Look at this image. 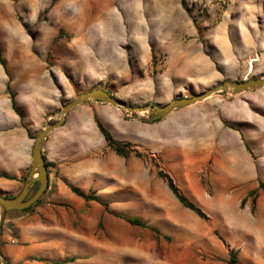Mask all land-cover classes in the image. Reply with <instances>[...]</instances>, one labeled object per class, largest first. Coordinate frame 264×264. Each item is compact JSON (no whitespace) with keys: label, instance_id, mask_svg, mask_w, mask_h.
Segmentation results:
<instances>
[{"label":"rangeland","instance_id":"1","mask_svg":"<svg viewBox=\"0 0 264 264\" xmlns=\"http://www.w3.org/2000/svg\"><path fill=\"white\" fill-rule=\"evenodd\" d=\"M245 1L0 0V44L12 74L41 63L54 75L49 69L63 58L64 65L82 69L83 46L97 40L106 54L105 78L98 87L131 106L165 104L225 79L264 76V36L257 44L261 35L253 29L259 23L255 20L252 27ZM191 29L196 36L189 35ZM174 33L185 35L172 38ZM222 34L229 49L219 39ZM62 69L73 81L77 74ZM80 92L75 87L61 108ZM100 102L86 101L56 130L66 138L55 150L61 161L53 171L55 183L30 211L39 213L49 205L62 212L57 222L41 214L39 225L49 227L53 238H67L66 257H75L71 264H228L229 248L237 250L241 264H264V190L259 184L264 182V86L219 91L156 120ZM61 108L33 123L32 134L36 137L57 120ZM96 118L146 157L117 154ZM160 169L207 219L177 200L158 175ZM69 185L92 193L106 207L77 195ZM11 190L0 187V194ZM24 212L7 211L3 229L17 234L14 220ZM123 216H138L162 235ZM232 224L246 227L239 248L226 240V226ZM0 250L7 258L1 241ZM59 259L11 263L7 258L10 264H55Z\"/></svg>","mask_w":264,"mask_h":264},{"label":"crops","instance_id":"2","mask_svg":"<svg viewBox=\"0 0 264 264\" xmlns=\"http://www.w3.org/2000/svg\"><path fill=\"white\" fill-rule=\"evenodd\" d=\"M245 2L248 3V10L253 14L250 17L252 27H254L255 20L259 23L258 28L254 27L257 30L253 29V34L261 35L257 43L261 44L260 40L264 36V0H247ZM254 2L257 5L250 4ZM184 35L174 33L171 34V37L177 38ZM189 35L196 36V30L191 29ZM165 38L170 39L169 33ZM219 39L224 41L225 49H229L223 34ZM96 41L93 40L89 45L83 46L84 51L78 59L82 66L79 71L71 69V65H64L65 61H62L65 58H63L53 69H49L50 72L55 73L54 75L47 73L45 66L43 67L41 63H37L34 66L24 67L23 70L20 68L18 74L11 73L12 78L10 79L5 67L0 63V172H7L13 176V178H9L0 174V187L12 189L9 193H15L23 187L24 176L26 173L28 175L32 168L34 139L29 135L32 124L40 120L42 116L52 115L56 109L61 108L63 99L70 92H73L75 87L87 91L98 87L105 78V47L99 45ZM262 43H264V38ZM109 47L114 49L112 46ZM70 54L74 55V52ZM25 56L26 53H21V57ZM69 62L71 64L73 61ZM63 67L72 74H77L76 76L73 75V81L65 76ZM8 83L16 93V100L22 118L12 107L11 96L7 90ZM96 101L98 103L99 100ZM85 103L86 101L70 110V112ZM63 126L64 124L57 129ZM57 129L49 134L42 146L46 161L56 163V167H52V172L49 173V187L46 193L52 189L53 171H56L61 163L55 154V150L60 146L61 141L66 138L63 130L56 133ZM55 178H59V176L55 175ZM40 211L39 213L25 211L15 218L14 222L18 227L15 235L11 233L10 229H3L0 241L3 243V251L11 263L36 260V257L62 259L68 256L67 238L65 236L53 238L49 227L42 228L39 225L41 214L45 213L50 221L57 222L61 219L62 212H55L49 205L42 206ZM226 227L228 230L226 240L232 247L239 248V243L246 239V227L242 224H232ZM71 263L72 261L63 264Z\"/></svg>","mask_w":264,"mask_h":264},{"label":"water","instance_id":"3","mask_svg":"<svg viewBox=\"0 0 264 264\" xmlns=\"http://www.w3.org/2000/svg\"><path fill=\"white\" fill-rule=\"evenodd\" d=\"M262 86H264V76L240 80L225 79L201 93H194L191 96H177L165 104L146 103L140 106L128 105L125 103V101L102 87H95L90 90L80 92L75 99L68 102L61 108L59 118L53 122L47 123L46 126L40 130L35 137L32 146V168L25 178L21 191L12 197H6L3 194H0V236L2 235L3 221L5 220L6 212L11 209H24L32 205L45 193L49 187V173L46 165V158L42 151L43 143L53 130L64 124L70 110L79 104L90 99H95L118 107L124 113L127 111L147 113V116L137 114L136 117L141 119L156 120L176 108L202 101L219 91L226 90L237 93L255 90L261 88ZM35 181L39 182V187L34 193L29 195L31 186ZM0 260L2 264H8V260L3 255L1 250Z\"/></svg>","mask_w":264,"mask_h":264},{"label":"trees","instance_id":"4","mask_svg":"<svg viewBox=\"0 0 264 264\" xmlns=\"http://www.w3.org/2000/svg\"><path fill=\"white\" fill-rule=\"evenodd\" d=\"M0 63L5 67V70H6L7 74H8V76H9V78L11 79L12 78V74H11L9 68L7 67L5 58L3 56V50H2L1 44H0ZM7 90L9 91L10 96H11L13 109L22 118L21 110H20V108H19V106L17 104V100H16V93L10 88L9 83L7 85ZM109 92L112 93L111 91H109ZM96 122H97V126H98L100 132L102 133V135L104 136L105 140L107 141L108 146L111 147L117 154L122 155V156H126V157H128V156H130L132 154H134L137 157H146V155L143 152L139 151L136 148H133L132 147V144L130 142H124V141H120V140L116 139L112 135V133L104 126V124L98 118H96ZM29 135L31 137H35L34 134H32L30 131H29ZM46 165H47V168H48V173L52 172V170H51L52 167H56V163H54V162L46 161ZM157 173H158V175L161 178H163L166 181L169 189L172 191V193L174 194V196L177 198V200L184 207H186V208L190 209L191 211L195 212L201 218H205V219L208 218L207 214L203 211V209L201 207H199L198 205H196V203H194L179 188V186L174 181L173 177L168 172L160 169V170H158ZM0 174L3 175V176H5V177L13 178V176H11L10 174H8L7 172H0ZM26 175H27V173L25 174L24 178H26ZM259 184H260V187H262L263 190H264V182L263 181H260ZM69 186H70L71 190L74 193H76L77 195L82 196L86 200L95 199V200L103 203L97 196H93L92 193L85 194L78 187L73 186V185H69ZM38 187H39V182L38 181H35L33 183V185L31 186V190H30V194L29 195H31L32 193H34L38 189ZM20 191L21 190L16 191L15 193H13V192H11V193H5L3 195L6 196V197H12V196L17 195ZM42 196L36 202H34L32 205H30V206L22 209V211H26V212L27 211H33L34 210V207L40 203V201L42 199ZM243 202H244V199H243ZM103 204L106 207V204L105 203H103ZM11 210H13V209H11ZM123 218L126 219L132 225H137V226H140V227H150L158 235H162V232H161V230L158 227L149 225L146 220H143L142 218H140L138 216H123ZM4 223H5V220L3 221V226H4ZM164 237L166 239H170V237L168 235H165ZM227 246L229 247L228 244H227ZM74 260H75V257L74 256H72V257H65L63 259L56 260L55 261V264H63L65 262L74 261ZM227 262H228V264H241L240 261H239V257H238V254H237V250H235L234 248H229V257H228ZM8 264H10L9 261H8Z\"/></svg>","mask_w":264,"mask_h":264},{"label":"bare ground","instance_id":"5","mask_svg":"<svg viewBox=\"0 0 264 264\" xmlns=\"http://www.w3.org/2000/svg\"><path fill=\"white\" fill-rule=\"evenodd\" d=\"M199 73H200V74H203V73H204L203 69H200V70H199Z\"/></svg>","mask_w":264,"mask_h":264}]
</instances>
